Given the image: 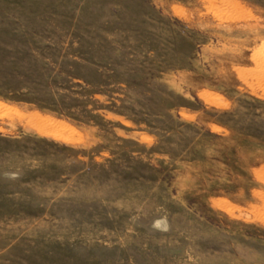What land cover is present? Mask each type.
Returning a JSON list of instances; mask_svg holds the SVG:
<instances>
[{
    "label": "rangeland",
    "instance_id": "1",
    "mask_svg": "<svg viewBox=\"0 0 264 264\" xmlns=\"http://www.w3.org/2000/svg\"><path fill=\"white\" fill-rule=\"evenodd\" d=\"M0 264H264V0H0Z\"/></svg>",
    "mask_w": 264,
    "mask_h": 264
}]
</instances>
